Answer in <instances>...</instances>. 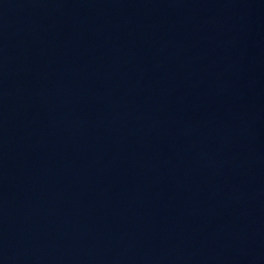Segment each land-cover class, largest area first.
Wrapping results in <instances>:
<instances>
[{
  "label": "water",
  "instance_id": "water-1",
  "mask_svg": "<svg viewBox=\"0 0 264 264\" xmlns=\"http://www.w3.org/2000/svg\"><path fill=\"white\" fill-rule=\"evenodd\" d=\"M0 264H264V0H0Z\"/></svg>",
  "mask_w": 264,
  "mask_h": 264
}]
</instances>
